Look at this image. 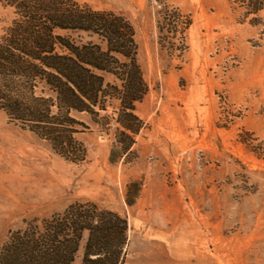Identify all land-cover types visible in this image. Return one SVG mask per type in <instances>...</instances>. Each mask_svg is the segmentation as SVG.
I'll list each match as a JSON object with an SVG mask.
<instances>
[{"label": "rangeland", "instance_id": "obj_1", "mask_svg": "<svg viewBox=\"0 0 264 264\" xmlns=\"http://www.w3.org/2000/svg\"><path fill=\"white\" fill-rule=\"evenodd\" d=\"M17 1L0 0V48L32 21L31 0H20L26 13ZM71 1L130 20L147 86L139 131L125 153L122 82L106 75L102 109L70 112L63 131L73 139L53 143L5 99L28 98L31 86L35 98L51 94L0 71V258L70 207L95 203L127 219L124 264H264V0Z\"/></svg>", "mask_w": 264, "mask_h": 264}, {"label": "trees", "instance_id": "obj_2", "mask_svg": "<svg viewBox=\"0 0 264 264\" xmlns=\"http://www.w3.org/2000/svg\"><path fill=\"white\" fill-rule=\"evenodd\" d=\"M30 2V9L28 2H10L23 13L32 9L28 16L32 21L10 32L0 48V71L37 86L42 83V90L52 99L35 98L36 86H31L28 98L25 94L14 101L5 98L8 113L32 124V130L44 139L64 146L73 139L71 132L63 131L75 122L70 112L95 114L96 108L102 109L99 98L105 94V77L115 76L122 82L120 90L114 88L121 95L117 131L125 139L121 143L127 153L139 131L133 126L138 121L135 105L147 92L130 20L71 0ZM39 22V27H33ZM78 33L95 35L103 45L72 38ZM135 185L127 190L129 206L134 205L131 189ZM85 232L88 239L82 264H124L127 219L95 203L72 206L45 228L19 238L13 247L4 249L0 264H74Z\"/></svg>", "mask_w": 264, "mask_h": 264}]
</instances>
